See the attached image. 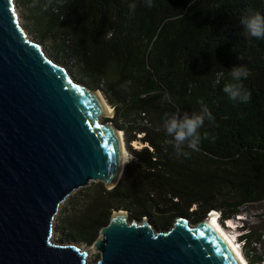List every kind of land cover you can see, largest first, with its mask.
I'll return each instance as SVG.
<instances>
[{
  "label": "trees",
  "instance_id": "1",
  "mask_svg": "<svg viewBox=\"0 0 264 264\" xmlns=\"http://www.w3.org/2000/svg\"><path fill=\"white\" fill-rule=\"evenodd\" d=\"M19 1L38 39L56 34L77 81L113 108L104 122L122 132L129 155L115 187L72 205L59 223L63 237L91 244L113 210L157 232L178 217L195 225L214 210L221 223L242 221L241 254L247 264L262 262L255 247L263 236L241 215L264 201V39L246 35L240 20L248 8L264 13V0H152L151 8L145 0ZM235 65L249 70L248 103L222 90ZM204 108L211 118L199 151L185 144L190 155L177 156L165 143L172 137L164 113ZM137 139L144 146L131 148Z\"/></svg>",
  "mask_w": 264,
  "mask_h": 264
},
{
  "label": "water",
  "instance_id": "2",
  "mask_svg": "<svg viewBox=\"0 0 264 264\" xmlns=\"http://www.w3.org/2000/svg\"><path fill=\"white\" fill-rule=\"evenodd\" d=\"M95 93L46 58L0 0V264H88L77 247L51 243V223L81 187L109 190L121 177L122 132L99 121L110 114ZM126 217L113 210L99 230L94 264H240L206 217L158 233Z\"/></svg>",
  "mask_w": 264,
  "mask_h": 264
},
{
  "label": "rangeland",
  "instance_id": "3",
  "mask_svg": "<svg viewBox=\"0 0 264 264\" xmlns=\"http://www.w3.org/2000/svg\"><path fill=\"white\" fill-rule=\"evenodd\" d=\"M11 2H12V9L15 13L17 22H18L20 28L22 29V31L24 32L25 37L29 41L34 42L37 45H39V47L42 50V52L44 53L45 57L48 58L50 61H52L53 63H55L59 66H62L66 71L68 69H70L71 70L70 73L67 71L68 77L72 81L80 84L77 81L78 75L75 71V68L70 65L71 59H68L67 57H65V58L62 57L61 53L58 52L57 47L59 44V37H57L56 34L54 35V33L52 31H50V32H46V37L44 40H42V41L39 40L37 35H36L37 27L35 26L34 21L32 19L31 20L26 19L27 18V10L21 6L19 0H11ZM80 85L84 86L83 84H80ZM99 94H100V92H99ZM100 96H101V94H100ZM103 101L106 103V101L104 99H103ZM107 106H109V105L107 104ZM109 108H110V112H109L110 116L109 117H105V116H99L98 117V119L101 123L111 124L110 122H104L105 118H112V116H113V108L110 106H109ZM137 138H139V136H137ZM133 143L134 144L130 145L131 148H133V149L135 148L134 145H138L139 147L144 146V144H142L138 139L135 140V142H133ZM125 153H126V157H125L126 158L125 162H126V160L129 158V155H128V152L126 150H125ZM100 187L104 188L100 182H97V181L89 182L86 186L81 187L80 189H78L77 191H75L74 193L69 195L67 198H65L59 204L57 211L53 217L52 223H51V231H52L51 243L54 245H58V246H74V247H77L78 249H80L81 252L85 253V260L87 261L88 264H94L99 259V254L94 249L93 242L89 245H84L83 243H76V242L67 241L61 233L59 223H60L61 219L64 218L68 214L72 205L81 204L88 196H91L92 193ZM242 211H243V214L241 215V217H243V218L247 217L246 220L249 221V224L251 225L254 232H257L260 236H263L260 243L255 248H256V254L260 256V261H262L264 264V201L257 203V204L249 205L248 207H246ZM110 217H111V215H110ZM235 219H237V218L235 217ZM141 222H138L137 224H140ZM224 222H226V221H224ZM188 223L190 224V222H188ZM228 224H230L231 227H228ZM241 224H242V221L231 220V223L226 222L225 226L228 227L229 230L231 229V232H229L230 234L236 233L237 236H239L241 233H243L242 228L239 229L242 226ZM190 225L192 227L194 226L192 224H190ZM158 232H165V231H158ZM158 232L154 230V233H158ZM251 256L253 257L256 255H251ZM262 262H260V263L262 264Z\"/></svg>",
  "mask_w": 264,
  "mask_h": 264
},
{
  "label": "clouds",
  "instance_id": "4",
  "mask_svg": "<svg viewBox=\"0 0 264 264\" xmlns=\"http://www.w3.org/2000/svg\"><path fill=\"white\" fill-rule=\"evenodd\" d=\"M146 6L153 7L152 0H145ZM135 4H130V9H135ZM241 25L244 28L246 35L264 39V13L248 8L244 15L241 16ZM230 81L223 87V92L226 93L233 101H239L242 103H248L251 99V92L245 87L243 81L249 76V70L242 65H235L229 69ZM211 118V113L207 108L203 111H184L182 113H168L165 112L162 120V127L166 131L170 140H166L165 143L174 146L177 156L183 155L189 156L190 153L183 150V145H187V148L193 151H199V145L201 140L200 129L204 126L205 119ZM238 218V217H237ZM229 221V220H227ZM220 225L225 229L224 222H220ZM225 231L229 234V228L226 227ZM233 237L236 238V244H241L238 240L236 233H233ZM238 247V246H237ZM237 250L241 253V249Z\"/></svg>",
  "mask_w": 264,
  "mask_h": 264
},
{
  "label": "bare ground",
  "instance_id": "5",
  "mask_svg": "<svg viewBox=\"0 0 264 264\" xmlns=\"http://www.w3.org/2000/svg\"><path fill=\"white\" fill-rule=\"evenodd\" d=\"M95 94H96L101 106L109 113L110 112L109 106H107V104L102 100V98L99 96L98 93H95ZM117 135L120 137L121 132H118ZM121 138H122V136H121ZM123 146H124V144H123V141L121 140V144H120L121 159H123V161H125L126 153H125V150L123 149L124 148ZM134 146L136 149L140 148L138 145H134ZM115 216H119V215H115ZM205 223L208 225V227L210 229H212L215 232V234L217 236H219L221 238V240H223L225 242V244L229 247V249L232 251L234 256H236V258L238 259V262H240V264H247L245 261V258H243L242 255L240 254V252L237 249H235L234 243H232L231 238L228 236V232L225 231V229L220 225L218 220L213 215L207 217L205 219ZM228 227H231V225L228 224Z\"/></svg>",
  "mask_w": 264,
  "mask_h": 264
},
{
  "label": "built area",
  "instance_id": "6",
  "mask_svg": "<svg viewBox=\"0 0 264 264\" xmlns=\"http://www.w3.org/2000/svg\"><path fill=\"white\" fill-rule=\"evenodd\" d=\"M211 215H213L219 221L220 213L218 211L211 210V211H209L206 214V217H209ZM226 222H230L231 223V220L230 221H226ZM226 222H224V225H226ZM225 229H226V227H225ZM229 231L231 232V229ZM229 236L231 237L230 233H229ZM237 246H238V249L240 250L241 249V244H237Z\"/></svg>",
  "mask_w": 264,
  "mask_h": 264
}]
</instances>
